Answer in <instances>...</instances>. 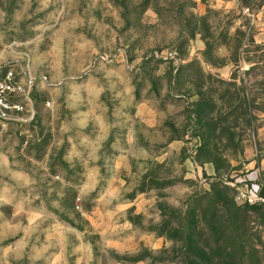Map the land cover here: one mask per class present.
<instances>
[{
  "label": "rangeland",
  "instance_id": "rangeland-1",
  "mask_svg": "<svg viewBox=\"0 0 264 264\" xmlns=\"http://www.w3.org/2000/svg\"><path fill=\"white\" fill-rule=\"evenodd\" d=\"M0 264H264V0H0Z\"/></svg>",
  "mask_w": 264,
  "mask_h": 264
},
{
  "label": "built area",
  "instance_id": "built-area-1",
  "mask_svg": "<svg viewBox=\"0 0 264 264\" xmlns=\"http://www.w3.org/2000/svg\"><path fill=\"white\" fill-rule=\"evenodd\" d=\"M24 81L19 82L11 69L7 67L4 71L3 78L0 79V118L5 119L9 113L22 110V105L12 100V97L20 94L28 95L29 89L33 85V79L30 76L23 77ZM260 184L240 192L248 203L263 202L264 198L258 195Z\"/></svg>",
  "mask_w": 264,
  "mask_h": 264
},
{
  "label": "trees",
  "instance_id": "trees-1",
  "mask_svg": "<svg viewBox=\"0 0 264 264\" xmlns=\"http://www.w3.org/2000/svg\"><path fill=\"white\" fill-rule=\"evenodd\" d=\"M258 195L262 198H264V190L261 188V185H260V188L258 190ZM250 204H254V203H250Z\"/></svg>",
  "mask_w": 264,
  "mask_h": 264
}]
</instances>
